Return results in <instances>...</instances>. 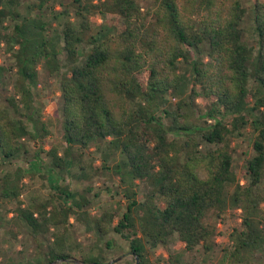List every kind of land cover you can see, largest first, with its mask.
Returning a JSON list of instances; mask_svg holds the SVG:
<instances>
[{"label":"trees","instance_id":"1","mask_svg":"<svg viewBox=\"0 0 264 264\" xmlns=\"http://www.w3.org/2000/svg\"><path fill=\"white\" fill-rule=\"evenodd\" d=\"M50 1L0 0V48L11 55L0 62V92L9 91L0 100V220L10 239L27 233L41 248L7 264H103L112 232L138 264L161 246L173 256L175 239L208 254L220 235L218 264H264V0H67L59 12ZM249 10L257 46L244 35ZM95 15L104 18L96 31ZM42 75L60 89L63 142L83 152L108 142L95 170L110 168V148L124 158V172L113 169L123 207L93 212L92 189L64 182L73 159L59 144L45 148ZM247 129L251 155L238 173L234 142ZM22 158L26 166L9 168ZM36 176L50 193L26 202L25 180ZM228 213L239 223L224 232ZM75 226L93 236L90 252H73ZM181 263L180 254L170 261Z\"/></svg>","mask_w":264,"mask_h":264},{"label":"rangeland","instance_id":"2","mask_svg":"<svg viewBox=\"0 0 264 264\" xmlns=\"http://www.w3.org/2000/svg\"><path fill=\"white\" fill-rule=\"evenodd\" d=\"M29 1L34 2L37 0ZM138 1L144 8H148L152 4V0ZM244 1L246 6H250L252 3V0ZM49 4L54 5L53 10L59 12L66 6L67 0H52L49 2ZM22 11L24 13H28V10L25 8H23ZM37 11L38 10H34L32 13L35 14ZM247 14V19L243 22L245 39L248 41L249 45L257 46V39L256 35L254 34L255 30L252 28L253 20L251 19V11L249 10ZM70 16L71 18H74V11H71ZM65 17L66 16L61 15L59 19L62 20ZM60 20L54 21L53 26L61 28L63 24L59 25ZM99 23H104V18L100 15H95V17L92 18V25L94 26L95 31L99 29ZM4 46L5 45H3V47ZM4 50V48H0V62H11L10 53L5 52ZM185 67L187 66L185 65ZM185 67H183V69H185ZM39 89L41 90V99L44 103V117L49 123L50 129L52 131V134L46 138L47 143L45 148L49 149L52 144H59L60 152H67L68 156H71L73 159V164L67 168L66 172H63V177L65 179L64 182L68 183L71 188L79 191H84L83 189L89 187L92 189L89 195L92 197V199H94L92 205L96 206L93 207V212H97V207L99 205H111L115 208L123 207L124 197L121 191V179L118 175L119 173H115V170H113L115 167L116 170L121 171V173L124 172L126 165L123 164V157L121 154L118 155V151L114 150L115 148H110L111 152L116 153L117 156L116 159H110V168L95 170L93 166H101L104 156L103 154L110 153V151L107 150V148L110 146L107 144L108 142L101 144L99 149L97 148L96 144H92L88 149L84 150V152L80 151L76 145L73 147H68V145L63 142L64 139L62 138L61 133L60 89L58 87L57 80L54 77L51 78L42 75V83ZM8 94L9 91L5 89L2 90V92H0V100L3 101L5 96ZM234 148V168L238 173H240L245 166L247 157L251 155V134L248 129L245 131L244 135L235 139ZM43 156L47 157V161L50 158V156H47L45 153ZM93 161L94 164L91 166ZM118 161H120L121 164H118L117 167L116 163ZM26 164L25 158H22L15 160L9 168L13 170L19 165L26 166ZM82 167L84 169H82ZM25 181L26 186L22 199L26 202L31 201L33 198L43 199L50 193V188L47 182L42 180V178L39 176H36L33 179H27ZM140 198H144L142 192L140 193ZM14 203L12 205L13 207L15 206ZM0 221V261H5L7 264L12 259L18 260L22 258H39L41 248L38 247L36 242L27 237V233L20 235L18 240L10 239L8 234L5 233L7 225H4V219H1ZM238 223L239 221L236 214L228 213L225 216L224 222L218 223V227L226 232ZM70 238L71 245L73 246V252L77 254L82 251H84V253L85 251L90 252L93 248V236L86 234L80 226L74 227ZM109 238H114L117 241V244L111 250L105 249V252L108 251L107 255L111 258L110 260L120 258V260L117 261L118 264H136L135 257L130 253L128 241L122 239L120 235L113 232L109 235ZM216 241L218 242V245L215 250L206 254L201 248L200 250L194 252H187L185 251V244L175 239L169 246L170 253L173 256H170L164 247H157L150 250L149 264H170V261L172 259L174 260V256L176 254L181 255L183 264H188L190 262L192 264H218L222 253L221 246L226 243L227 238L225 239L224 236L220 235L216 238ZM102 244H104V242H102L101 245ZM94 249L97 250L96 248ZM55 264L66 263L57 261Z\"/></svg>","mask_w":264,"mask_h":264},{"label":"water","instance_id":"3","mask_svg":"<svg viewBox=\"0 0 264 264\" xmlns=\"http://www.w3.org/2000/svg\"><path fill=\"white\" fill-rule=\"evenodd\" d=\"M119 260H120V258H115V259H112V260H110V261H108L106 263H103V264H112V263H115V262H117ZM138 263H139V257L136 256V264H138Z\"/></svg>","mask_w":264,"mask_h":264}]
</instances>
